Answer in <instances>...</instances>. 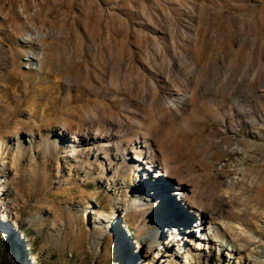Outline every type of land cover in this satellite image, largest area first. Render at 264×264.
<instances>
[{"label":"rangeland","instance_id":"374dc122","mask_svg":"<svg viewBox=\"0 0 264 264\" xmlns=\"http://www.w3.org/2000/svg\"><path fill=\"white\" fill-rule=\"evenodd\" d=\"M193 2L209 8L210 18H215L217 10L222 16L238 17L255 7L247 38L235 41L232 34L221 38L217 32L218 41L202 48L200 42L212 32L200 27L198 47L178 51H187L188 58L200 57L201 74L189 76L200 88L213 79L206 86L217 99L239 96L238 105L250 107L244 120L264 115V0H0V264H129L139 242L151 234L163 241L172 233L187 238L185 244L182 241L184 249L195 253L192 247L197 239L192 230L208 210L196 216L171 198L175 195L166 194L175 188L174 175L153 182L126 161L112 179L107 160L85 151L89 143L60 133L95 128L84 122L87 114L111 111L137 119L129 106L121 111L124 104L118 90L101 84L99 90L113 94L107 97L92 90L93 73L115 54L114 67L120 65L119 56L142 55L141 46L148 37L145 29L135 26L144 30L139 33L128 27L137 24L138 11L159 8L180 19L183 7ZM219 27L226 29L225 18ZM31 32L42 36L27 43L24 37ZM173 33L175 40H185L178 31ZM249 37L255 38L254 43ZM31 50L43 54L39 69L24 66ZM186 67L185 72L192 69L190 64ZM135 107L139 113L150 109L140 102ZM205 121L178 131L186 141L176 154L188 182L213 196L227 190L224 180L211 171L202 153H192V147L207 138L244 135L247 127L238 125L237 118L222 122L207 116ZM124 125L122 133L118 125L113 130V141L127 144L141 132L134 122ZM225 125L233 128L224 129ZM104 151L115 158L108 147ZM214 157H220L216 151ZM262 158L243 161L242 168L248 172L245 186L229 190L234 198L217 206L223 211L229 210L230 203L238 204L242 211L233 225L239 221L257 230L261 240L249 244L244 254L256 253V246L264 241V149ZM115 200L126 208H120L124 219L117 227L106 229L105 222L94 223L99 216L111 214ZM227 252L231 250L225 246L222 251L215 249L214 255L226 257ZM235 256L237 264L241 259ZM140 261L145 264L148 258Z\"/></svg>","mask_w":264,"mask_h":264},{"label":"bare ground","instance_id":"6f19581e","mask_svg":"<svg viewBox=\"0 0 264 264\" xmlns=\"http://www.w3.org/2000/svg\"><path fill=\"white\" fill-rule=\"evenodd\" d=\"M154 10L153 12H147L145 9L138 11L137 24L129 23L128 26L131 31L136 30L139 33H144V30L141 29H145L147 33L145 44L141 46L142 55L126 54L122 58L119 56L117 61L120 65L115 67L112 64L113 59H116L114 57H117L116 54L112 58L109 57L106 61L108 64L102 70L93 73L96 83L90 86L96 94L105 97L113 96V94H109L106 90H99L101 84L118 90L120 92L119 99L123 98L122 103L124 104L121 111H126L129 106L131 113H136L138 118L129 120V118L111 111L100 115L87 114L84 122L95 128L85 129V132L78 131L79 129L76 128V130H71L73 132L62 133L61 131L60 133L69 135L70 139L75 142L89 143L85 151L92 153L95 157L101 156L107 160L108 165L111 166L110 178L118 177L119 167L126 161H132L135 171L140 172L142 177H147L153 182L163 180V176L172 174L177 178L176 185L172 192L165 191L166 194L175 195L171 198L196 216L200 215L201 211L208 210L192 230L196 233L193 238L197 239L192 247L195 250L194 254H191L187 248L184 249L182 245V241L185 244L187 238H177L172 233L171 237L163 241L161 236L151 234L147 240L139 242L129 264H141L142 258H148L145 264H235V255H239L238 257L241 259L237 264H264V241L259 244L261 247L256 246V253L244 254L249 244L259 242L261 238L257 235V230L248 229L242 222L238 221L233 225L237 221L234 220V217L241 214V207L232 203H230L229 210L221 211L217 207L227 204L229 198H234L235 190H240L245 186L248 172L242 168L243 161L252 158L255 161L263 160L264 141L261 137L264 135V115H259L249 121L244 120L250 112V107H247L246 104V106L238 105L241 102L240 99L242 100L239 96L224 95L217 99L213 94L214 91L206 86L212 83L213 79H208V82L206 81L200 88L189 77L192 73L198 77L201 74L198 70L201 65L200 57L188 58L185 55L187 51L184 54L178 51L179 48L196 47L199 44L196 43V40L199 38L197 30L200 27H203L205 31L212 32L211 36H207L200 42L199 47L202 48L205 47V44L211 46L214 41H218L215 37L217 32L221 38L232 34L235 41L247 38L248 30L252 26L255 7L246 10L245 14L241 12L243 14H239L238 17L232 16L230 13L228 16H222L217 10L215 18H210L209 8L197 2L184 6L182 9L184 16L180 19L159 8ZM223 18L227 21V27L222 30L219 23ZM135 26L141 29H136ZM174 31L183 35L185 40H175L173 38ZM39 36L42 34L31 32L24 37V41L30 43ZM248 39L250 43L255 41L254 37ZM194 53L196 52L194 51ZM42 59V52L31 50L24 58V66L39 69ZM203 61H206V57H203ZM189 64L192 69L185 72V68ZM262 84H264V80ZM249 93L250 90H247L245 95L248 96ZM123 95H127L130 99H124ZM137 102L149 106V111L139 113V109L135 107ZM215 109H219L220 113ZM207 116L222 122L237 118L238 125L247 127L244 135L232 133L216 139L207 138L195 143L196 149L194 146L192 147V153H202L203 160L211 165V171L216 172V175L224 180L227 190L213 196L207 193L206 188L188 182L187 174L182 172V163L176 154L186 141L180 137L178 131H183L182 129L189 124H205ZM127 121L139 125L141 132L127 144L113 141V130L118 125L122 133ZM167 126L170 128L166 129ZM172 128L176 130L174 131ZM231 128L233 127L228 125L224 127V129ZM40 139L44 141L43 138ZM90 142L92 143L90 144ZM93 143L95 144L93 145ZM107 147L115 156L116 163L113 162L114 159H111L109 152L106 154L104 151ZM214 151L219 154L218 159L214 157ZM121 203V201L115 200L111 214H105V217L99 216L93 222L101 224L105 222L106 229L110 225L117 227V223L124 219L120 209L124 205ZM0 204L2 207L3 204ZM141 205L147 204L142 203ZM88 207L91 205L85 207L86 211ZM124 209L126 208L122 210ZM261 213V219H264V212ZM92 240L93 242L97 241V236H92ZM225 246H228V251L231 250L226 253V257L223 256V253L221 256L214 255L215 249L222 251Z\"/></svg>","mask_w":264,"mask_h":264}]
</instances>
